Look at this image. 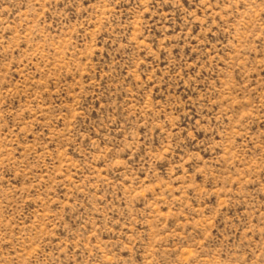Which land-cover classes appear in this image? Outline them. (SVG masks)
Wrapping results in <instances>:
<instances>
[{
  "label": "rangeland",
  "instance_id": "obj_1",
  "mask_svg": "<svg viewBox=\"0 0 264 264\" xmlns=\"http://www.w3.org/2000/svg\"><path fill=\"white\" fill-rule=\"evenodd\" d=\"M0 264H264V0H0Z\"/></svg>",
  "mask_w": 264,
  "mask_h": 264
}]
</instances>
